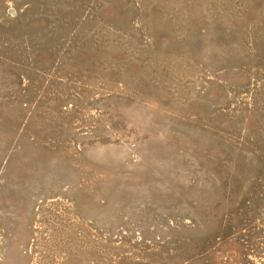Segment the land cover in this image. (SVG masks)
Returning a JSON list of instances; mask_svg holds the SVG:
<instances>
[{
    "label": "rangeland",
    "instance_id": "obj_1",
    "mask_svg": "<svg viewBox=\"0 0 264 264\" xmlns=\"http://www.w3.org/2000/svg\"><path fill=\"white\" fill-rule=\"evenodd\" d=\"M0 264H264V0H0Z\"/></svg>",
    "mask_w": 264,
    "mask_h": 264
}]
</instances>
